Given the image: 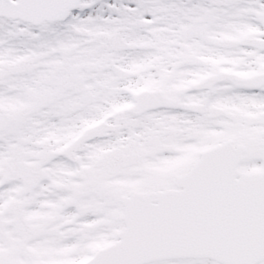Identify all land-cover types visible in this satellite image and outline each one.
<instances>
[{
    "label": "snow or ice",
    "instance_id": "obj_1",
    "mask_svg": "<svg viewBox=\"0 0 264 264\" xmlns=\"http://www.w3.org/2000/svg\"><path fill=\"white\" fill-rule=\"evenodd\" d=\"M0 264H264V0H0Z\"/></svg>",
    "mask_w": 264,
    "mask_h": 264
}]
</instances>
